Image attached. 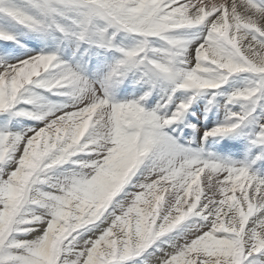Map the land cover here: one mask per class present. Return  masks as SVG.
<instances>
[{
	"label": "snow or ice",
	"instance_id": "6c2138e0",
	"mask_svg": "<svg viewBox=\"0 0 264 264\" xmlns=\"http://www.w3.org/2000/svg\"><path fill=\"white\" fill-rule=\"evenodd\" d=\"M0 40V264H264V0H0Z\"/></svg>",
	"mask_w": 264,
	"mask_h": 264
},
{
	"label": "rangeland",
	"instance_id": "374dc122",
	"mask_svg": "<svg viewBox=\"0 0 264 264\" xmlns=\"http://www.w3.org/2000/svg\"><path fill=\"white\" fill-rule=\"evenodd\" d=\"M25 36H24V35ZM24 32H19L17 34V40L20 41L21 44H25L27 48L32 49V50H38L40 47H43V44L40 41H37L33 39L30 35H27ZM19 36V37H18ZM22 37V38H21ZM30 37V38H29ZM32 38V39H31ZM28 39V40H27ZM125 43H131V39H125ZM24 49L20 48L17 44L13 43L12 41H2L0 40V55H4L8 58L10 62H14V59L17 56H21L24 53ZM18 53V54H17ZM20 53V54H19ZM98 63L97 59L95 57L92 58V66L95 67L96 64ZM134 77L132 74H129L121 84H119L115 89L112 90V96L113 99L116 100L117 102H122L126 99H135L138 98L140 95L143 94V91L145 90L146 85L141 84H136L134 83ZM238 86V81L236 82ZM227 87V85H225ZM35 93L39 94L42 99L37 101V104H42L46 103L48 100L52 101H59L60 98L57 97H52L46 92H42L40 89H35ZM164 93L161 91H154L152 95H150L147 100L144 103V106L146 108H152L156 105V102L159 101L161 104L164 103ZM217 99H222L220 97H217ZM205 101L203 99L198 100L194 105L193 109L196 107V104L202 105ZM171 105H168L170 107ZM25 107H28L30 109H33L36 107V105H27ZM191 111V109L189 110ZM258 111V109H257ZM213 112H215V109H213ZM210 116L212 113L209 114ZM220 119H223L222 114H218ZM35 122L32 121H24L21 120V124H33ZM205 126H211L209 121H202L201 122ZM183 125H181L182 127ZM175 127V125H173ZM189 131L187 128L184 129V135H189ZM224 143V140L220 138H212L209 137L208 140L205 142V148L207 151H212L216 152L217 149L221 144ZM223 154V153H221Z\"/></svg>",
	"mask_w": 264,
	"mask_h": 264
},
{
	"label": "bare ground",
	"instance_id": "6f19581e",
	"mask_svg": "<svg viewBox=\"0 0 264 264\" xmlns=\"http://www.w3.org/2000/svg\"><path fill=\"white\" fill-rule=\"evenodd\" d=\"M24 35V34H23ZM25 36V35H24ZM27 36V35H26ZM19 37V36H18ZM22 38V37H21ZM30 38V37H29ZM32 39V38H31ZM28 40V39H27ZM18 54V53H17ZM20 54V53H19Z\"/></svg>",
	"mask_w": 264,
	"mask_h": 264
}]
</instances>
